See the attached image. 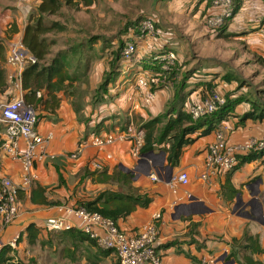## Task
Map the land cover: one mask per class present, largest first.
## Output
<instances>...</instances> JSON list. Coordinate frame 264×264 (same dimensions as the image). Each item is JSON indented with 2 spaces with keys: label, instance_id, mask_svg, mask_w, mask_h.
Here are the masks:
<instances>
[{
  "label": "crops",
  "instance_id": "obj_1",
  "mask_svg": "<svg viewBox=\"0 0 264 264\" xmlns=\"http://www.w3.org/2000/svg\"><path fill=\"white\" fill-rule=\"evenodd\" d=\"M102 1L105 0H98V5ZM182 1H190L191 5L174 8L166 19H159L162 20L161 31L164 37L166 35L165 40H142L139 42L140 56L160 50L157 48L160 44L165 46L168 43L171 47L179 43L177 56L181 59V50L184 51L190 43L194 46L195 40L208 37L205 16L211 9L210 0ZM238 1V12L225 30L230 33L251 32L248 38L254 47L264 51V37L257 31L264 22V0ZM40 2L0 0V67L6 70L9 84L4 93L0 92V105L6 97L25 93L12 86L14 68L7 63V55L15 43L22 41L30 14ZM159 13L163 17V10ZM189 14H193V20L187 23L182 18L186 19ZM234 20L237 23H232ZM166 29L173 32L166 33ZM198 29L202 31L200 35L194 40L189 36V40L187 32H198ZM146 59H143L144 64L149 66L150 60ZM137 63L123 61L119 81L125 80L118 84L119 89L109 88L107 100L102 104L86 103L77 112L72 97L60 92L61 104L54 113L38 107L41 115L38 130L43 135L52 132L54 136L46 144L48 155L36 162V181L30 188L20 189L19 216L10 225L0 228V241L5 244L18 238L12 255L26 264H117L115 252L106 251L89 240L47 230L44 223L46 219L61 214L60 207L91 200L106 190L123 189L128 192L131 189L136 194L149 197L151 203L147 207L139 205L128 217L119 219L118 224L126 233L136 234L143 225L152 221L156 213H160L157 251L162 264H204L210 259L217 260V264H240L235 258L230 260L229 254L234 250V240H242L245 235L258 240L263 252L253 256L264 264V156L239 163L229 172H212L206 166L207 148L215 140L217 129H221L231 143L264 138V119L243 120V116L252 109L255 94L251 92L249 95L244 85L236 90V80L230 83L223 81L227 89L222 86V91L231 98H242L241 101L234 103L232 111L216 129L207 135L200 136L203 129L193 134L194 142L184 147L175 166L167 160L163 150L165 143L143 153L141 158L131 155L129 141L93 146L91 134L95 130L103 135L121 130L124 124L127 126L132 122L139 127L142 120H150L166 110L176 96V84L186 76L183 72L175 79L176 84L169 82L163 85L156 98L147 104L134 84ZM132 71L134 77L130 76ZM214 76V83H220L216 72L201 80H211ZM192 79V76L188 77L184 86L182 84L179 88L183 92L172 104V109L177 111L183 104L189 105L195 97L202 96L204 85H198L199 82ZM43 94L47 97L44 90L38 92L37 97ZM96 125L98 127L94 129ZM0 135L5 138L3 124H0ZM80 147L81 152L72 157ZM92 161L102 163L104 169H92L89 165ZM118 171L129 173L132 178L127 183L111 179ZM182 171L189 175L188 185L173 180ZM21 174V163L5 154L0 147V181L10 178L19 182ZM203 174H207L206 179L202 178ZM152 175L158 179L154 180ZM254 199L253 206H246ZM30 225L40 230L33 244L28 239ZM235 250L238 253L243 250L244 253L243 246H237Z\"/></svg>",
  "mask_w": 264,
  "mask_h": 264
},
{
  "label": "built area",
  "instance_id": "obj_2",
  "mask_svg": "<svg viewBox=\"0 0 264 264\" xmlns=\"http://www.w3.org/2000/svg\"><path fill=\"white\" fill-rule=\"evenodd\" d=\"M236 1L212 0L210 12L205 16V25L210 32L220 31L229 25L235 17ZM259 32L264 37V23L260 25ZM163 36V32L156 26V22L146 18L140 24L139 33L131 35L126 40L122 53V61L129 64H134L135 61L139 63L134 84L147 104L153 101L158 90L170 81L178 56L176 51L171 48L151 51V54L140 56L139 42L146 39H161ZM144 58L150 60L149 66L144 64ZM36 62V57L24 46L22 41L15 43L10 48L7 63L14 68V72L11 74L14 88L23 90V73L28 66ZM225 102L224 95L215 92L203 100L190 103L188 112L194 120H199L218 111ZM39 121L40 117L34 107L25 102L24 95L15 96L0 105V122L5 127V141L1 149L5 154L19 161L22 167V176L19 182L10 178H3L0 181V228L10 225L19 216L18 192L20 189H28L33 185L37 179L36 162L48 155L46 144L53 139L54 135L52 132L47 135L41 134L38 130ZM117 141H129L131 155L135 158L142 157L145 132L133 122L129 123L124 130L91 136V144L96 147H103ZM262 149H264V138H249L240 143H231L225 133L221 129H217L215 140L207 148L206 166L212 172H229L239 164L238 155ZM81 150L80 147L74 151L72 157H77ZM89 165L94 170L104 169L103 164L98 161H92ZM152 178L157 180L158 176L152 175ZM202 178L206 179L207 174H203ZM173 180L188 185L189 175L182 171L174 176ZM60 211L61 214L45 220L44 227L46 229L54 232L82 230L90 238L96 240L99 247L114 250L119 257L120 264H162L157 251L160 213H156L152 221L143 225L136 234H128L117 225L114 219L106 217L98 211H91L77 205L60 207ZM17 241L18 238L5 244L0 241V253L7 245L15 249ZM18 261L19 259L14 256L12 262ZM217 262L215 259H210L204 261V264H217Z\"/></svg>",
  "mask_w": 264,
  "mask_h": 264
},
{
  "label": "trees",
  "instance_id": "obj_3",
  "mask_svg": "<svg viewBox=\"0 0 264 264\" xmlns=\"http://www.w3.org/2000/svg\"><path fill=\"white\" fill-rule=\"evenodd\" d=\"M211 3L212 0H210V4ZM97 5L98 0H41L40 4L37 6L34 12L30 14L29 22L22 38V43L36 57L37 62L25 69L22 76V88L25 91V102L28 105L34 107L39 117L41 115L38 112V107L45 108L50 113H54L55 110L60 107V92H64L67 96L72 97V103L77 112H79L86 103L98 105L104 103V101L107 100L109 91L108 85H110L109 83L112 81V78L109 75L110 73L105 76V78L102 80V83L95 90L94 94L98 99L95 98L94 101L92 99V101L90 102L88 98L87 102H85L86 100H84V102H82L81 104H76L77 95L75 90L73 89L76 86L77 74L76 72H72L70 68V55L74 54L75 50L73 49L70 51H63L50 58V55L52 53L51 48L55 42L50 41L47 37V34L54 30L64 31L66 29V25L61 23L59 20L52 21L50 24L45 23V19L47 18V16L58 15L64 6L77 11H88L89 9L97 7ZM238 9L239 1H236L234 9L235 15L238 12ZM146 18L147 17H143L140 20L130 21L127 23L124 30V34L127 37H124L123 40H121L119 43L118 51L111 63L113 67L117 65L116 62L120 58L122 60V53L126 44V40L130 38L129 34L137 35L140 31L141 22ZM226 28L227 26L218 32L221 33ZM93 39V37L91 39H88L89 45L92 44ZM87 46L88 45H86L85 47ZM176 68L174 70H176ZM175 72L176 71L172 72V75L170 76L171 78H173L170 83H177L175 78L173 77ZM86 76L88 79H92L89 77L88 72ZM188 77L191 76L186 75L185 77H183L179 84H176V96L168 104V108L166 109V113L164 114V117H167L168 114L171 115V117L168 118L166 122H163V119L161 120V116H157L146 121L142 120L138 127L139 129H143L145 132V145L142 152H150L155 149L156 145L165 143L166 145L163 150L166 152L167 160L172 166H175L179 163L184 147L194 142L195 139L192 137L193 134L198 132L200 129H203L200 136L207 135L212 130L216 129L219 122H221L223 118L232 111L234 103H237L238 101H241L240 99H242L238 98L234 99V101L233 99H226L225 97L226 102L220 107L218 111L206 116L205 118L194 120L188 112V105L183 104L181 108L177 109V111L176 109H172L171 107L173 106L172 104L175 103L179 95L183 92L181 91V89L179 90V88L182 86V84L184 86L185 81H187ZM215 77L216 76H214V78L211 80L199 81L198 85H204L203 92L215 89L217 87V84L214 83ZM223 77L224 80H227L228 82H231L233 79L229 74L224 75ZM243 83V81L239 83L240 87L244 85ZM8 87L9 84L7 82L6 70L0 67V92L4 93ZM42 90L46 92L47 97H45V95L43 94L38 98L37 93ZM258 91L259 94L262 93V90L258 89L257 94ZM257 99L258 98H256L255 101H252V109L243 116V120H246L248 118L260 120L264 119V103H258V101L260 100ZM192 102L193 101H191V103ZM0 124L3 123L0 122ZM98 125H96L94 129H97ZM125 125L126 124H124L121 130H124L126 128ZM94 134L100 133H97V131L95 130V132H93L91 135ZM4 141L5 138H2V136L0 135V147L2 146ZM263 156L264 149L258 151L254 150L249 152L248 154L238 155L237 158L239 160V163H245L262 158ZM131 178V174L124 173L123 171H118L114 174V176L111 177V179L113 180L124 181V183H127ZM129 190L130 191L128 192H125L126 190L123 191V189L122 191L106 190L104 192H101L91 200H84L80 202V204H77V206H83L91 211H98L104 216L114 219L119 226V219H125L126 217H128L139 205L147 207L151 203V199L149 197L136 194L131 189ZM39 231V228L34 225H30L28 227V239L30 244L35 243ZM57 233H67L71 237L81 240H89L91 243H95L98 246L97 241L90 238L82 230L74 229ZM237 246H243L244 249L241 260L238 259V262L240 264H263L261 260L255 259L253 256L254 253L263 252V250L259 246V242L257 239H254L249 235H245L242 240L235 239L233 246L234 250H232V252L229 254V258H237L238 252L235 250V247ZM14 251L15 249L10 245L4 246L0 253V264H26L20 260L15 263L12 262V259L14 257L12 254ZM108 251L115 252L114 250ZM117 264H120L119 257Z\"/></svg>",
  "mask_w": 264,
  "mask_h": 264
},
{
  "label": "rangeland",
  "instance_id": "obj_4",
  "mask_svg": "<svg viewBox=\"0 0 264 264\" xmlns=\"http://www.w3.org/2000/svg\"><path fill=\"white\" fill-rule=\"evenodd\" d=\"M190 5V1L183 2L182 0H105L88 11H77L64 6L58 15L47 16L45 19L46 24L59 20L66 25L64 31L54 30L47 34L49 40L55 42L51 48L50 58L63 51L75 50V53L70 55V68L72 72L77 74L76 86L73 89L77 95L76 104H81L86 98H89L90 102L92 99L94 101L97 98L94 94L95 90L108 73L112 78L108 89H119L118 84L124 82L125 79L119 81V77L123 73L121 58L114 67L111 63L118 51L120 41L127 37L124 30L128 22L147 17L156 22L161 30L160 22L162 20L159 21L160 18L166 19V15L174 11V8H184ZM159 10H163V17H161ZM186 17L182 20L187 23L193 20V14L186 15ZM236 19L238 20V16H236ZM234 22L237 23L236 20L232 23ZM201 29H198V32H187L188 39L190 40L189 36H192V40H194V37L199 36L202 32ZM164 31L166 33L173 32L171 29ZM257 31L260 34L259 27ZM207 32L208 37L195 40L196 44L194 46L193 43H190L184 51H180L182 58H178L177 68L175 66L176 70H174L176 75L174 74L173 77L176 79L179 75L182 76L184 72V74L192 76L193 82H199L216 72L220 79V83L217 82V87L204 91L202 96L198 95L194 101L203 100L214 94L215 91L222 93L226 99L234 100L222 91V86L227 89L223 81L228 83L223 76L229 74L232 76V80L238 82L236 90L242 87L239 83L243 81L249 95L253 91L252 94H255V98L260 100L258 103H264V61H262L264 60V51L254 47L250 38H248L251 32L230 33L226 30L221 33L218 31L214 33ZM92 37L94 39L92 44L89 45L88 39ZM165 37L163 36L162 40H165ZM86 45L88 46L85 47ZM178 45L179 43H176L170 47V44L167 43L165 46L160 44L157 48L160 50L171 48L176 50L178 54V50H180ZM87 72L89 77L92 78L91 80L87 78ZM130 76L134 77V71L131 72ZM172 79L170 77L169 82ZM258 89L262 90V93L259 94L258 91L257 94ZM11 99V96L6 97L2 103H6ZM165 113L166 110L159 112L157 115L162 117L163 122L171 117L169 114L164 117ZM239 252L237 258H235L236 261L242 257L243 250H239Z\"/></svg>",
  "mask_w": 264,
  "mask_h": 264
},
{
  "label": "water",
  "instance_id": "obj_5",
  "mask_svg": "<svg viewBox=\"0 0 264 264\" xmlns=\"http://www.w3.org/2000/svg\"><path fill=\"white\" fill-rule=\"evenodd\" d=\"M241 200V199H240ZM256 199L252 200L251 202H249V204H247L246 206H253V202H255Z\"/></svg>",
  "mask_w": 264,
  "mask_h": 264
}]
</instances>
